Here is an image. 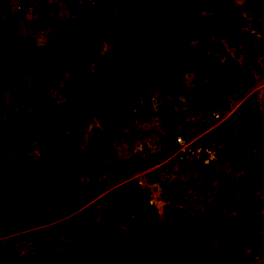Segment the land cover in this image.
<instances>
[{"label":"rangeland","instance_id":"obj_1","mask_svg":"<svg viewBox=\"0 0 264 264\" xmlns=\"http://www.w3.org/2000/svg\"><path fill=\"white\" fill-rule=\"evenodd\" d=\"M215 112L216 161H175ZM134 232L136 264H264V0H0V264H131Z\"/></svg>","mask_w":264,"mask_h":264},{"label":"built area","instance_id":"obj_2","mask_svg":"<svg viewBox=\"0 0 264 264\" xmlns=\"http://www.w3.org/2000/svg\"><path fill=\"white\" fill-rule=\"evenodd\" d=\"M220 117L219 112L212 115L211 121L202 123L203 131L192 137H185L181 133L173 136V157L175 161L197 163L201 166H208L216 161L218 156L217 149L206 139L207 132L213 130L214 124Z\"/></svg>","mask_w":264,"mask_h":264},{"label":"trees","instance_id":"obj_3","mask_svg":"<svg viewBox=\"0 0 264 264\" xmlns=\"http://www.w3.org/2000/svg\"><path fill=\"white\" fill-rule=\"evenodd\" d=\"M123 53H125V47L118 49V51L116 53H114L112 59L116 62L117 66L120 64V62L123 60V58L125 57L123 55ZM119 68V67H118ZM118 68H116L115 70L111 71L109 73V77H108V83H107V88H109L107 90V92H111L116 88V82L115 79L116 77H114L115 72H118ZM107 92L105 94H107ZM46 139L47 142L49 144V147L47 148V159H48V164H50V166L52 167L54 164L56 163H61L64 165H69L71 164L73 161L76 160L75 154L76 152L70 151L67 153L66 157L64 159H62L60 161V159H58V151H57V144H56V137H57V131L53 130L50 131L49 133H46ZM94 163L92 164H88V167H91ZM98 169L95 170V173L97 174V172H100L99 167H97ZM139 243V235L137 232L133 233V237L132 240L128 243V250H129V255H132L133 260L131 262V264H136L137 259H138V250H137V245Z\"/></svg>","mask_w":264,"mask_h":264}]
</instances>
